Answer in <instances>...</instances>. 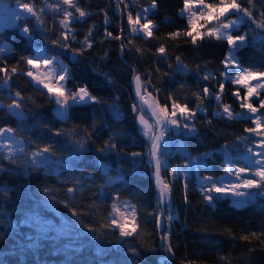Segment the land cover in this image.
Returning <instances> with one entry per match:
<instances>
[{
    "label": "trees",
    "instance_id": "trees-1",
    "mask_svg": "<svg viewBox=\"0 0 264 264\" xmlns=\"http://www.w3.org/2000/svg\"><path fill=\"white\" fill-rule=\"evenodd\" d=\"M2 2L16 4V0ZM74 2L90 13L72 24L76 40L69 37L71 48L80 49V41L91 29L93 46L83 55L73 56L71 50L50 42L59 37L62 12H48L45 0H36L38 8L44 7L43 28L27 17L15 27L0 29V66L26 68L20 57L34 56L44 49L67 65L73 90L87 86L101 100L100 104L72 106L64 124L54 115L58 106L53 98L36 91L26 76H14L9 87L0 88V128L14 129L13 136L23 143L26 153L23 159H0V264H228L221 257H227L231 264H264V236L250 235L264 232V196L238 207L230 198L215 193H210L214 203L209 204L200 190L205 177L217 182L225 176L227 152L233 146H243L244 139L240 138L253 137L245 132V128L254 127L250 120H227L218 114L222 109L213 97L198 101L195 95L202 94L205 86L215 92L223 82L222 103L234 113L246 114L233 95L239 90L244 97L245 92L220 76L225 70L221 61L228 51L226 41L205 36L193 45L191 38L183 35L188 30L187 19L180 14L184 0H156L158 7L148 16L155 30L148 39L130 34L127 12L135 17L150 6L151 0H124L127 8L124 4L118 8L116 0ZM243 2L247 6L246 0ZM25 24L33 31L31 41L21 32ZM121 27L126 45L123 52L121 41L105 38V29L121 35ZM254 28L249 24L240 27L239 32H248L250 46L238 55L243 67L264 70V41L253 39ZM177 30L181 36L169 38L168 34ZM161 44L166 57L156 54ZM137 47L142 55L136 52ZM177 56L188 71L177 70ZM205 73L215 79L203 80ZM134 74H140L142 81L151 80L148 91L160 105L167 104L169 111L172 99L181 105L187 103L190 109L201 103L205 109L197 112L195 133L180 129L166 135V155L162 159L167 169L163 178L170 182L172 194L170 204L165 205L164 232L157 188L147 165L150 142L132 110ZM17 91L24 97L20 101L23 119L12 115L7 107L18 99ZM259 99H264V91ZM251 102L258 106L257 98ZM258 112L264 113V109ZM82 138L85 151H79L76 144ZM110 139L116 149L100 152ZM44 146H51L56 154H44L47 159L40 158L42 164L28 163L27 156ZM134 152L143 155L133 157ZM177 166L180 175L173 178L170 170ZM70 187L76 191L69 193ZM121 203L135 206L137 227L130 237H121L111 224L113 204ZM71 209L80 215L73 216ZM85 225L96 231H89ZM245 235L249 240L242 239ZM164 236L168 240H162ZM168 242L175 256L165 250ZM133 249L138 254L134 255Z\"/></svg>",
    "mask_w": 264,
    "mask_h": 264
},
{
    "label": "snow or ice",
    "instance_id": "snow-or-ice-1",
    "mask_svg": "<svg viewBox=\"0 0 264 264\" xmlns=\"http://www.w3.org/2000/svg\"><path fill=\"white\" fill-rule=\"evenodd\" d=\"M261 4V10L257 11V3ZM247 6L243 0H184V7L181 9V15H187L188 30L183 32V35L191 38V43L193 45L197 44L198 39H203L205 36L208 38H214L218 41H226L228 45V51L224 59L221 61L223 68L225 69L220 73L224 81H230L234 85H242L246 89L244 97L240 96L239 90L235 91L233 95L242 102L240 107L246 109L247 113H234L231 107L227 104L222 103V95L224 92V83L220 82L218 84V90L213 92L208 86H205L201 92L195 93L197 100L200 101L202 98L213 97L218 107L222 109L219 115L224 116L227 120L247 119L250 120L254 127L245 128V132L249 133L251 136L257 138L253 140L254 147H248L247 152L251 155L245 159L250 165H256V167H233L231 163L225 168V174L228 177L234 176L236 182L233 183L231 180L227 182L220 183L213 181L212 177H205V181H208L207 185L201 186V192L204 193L205 200L212 204L214 203V197L210 193H215L216 196H234L238 198H243V200H237V206H241L242 203L249 198H254L256 196H264V113L257 115L259 109H264V99H259L260 92L257 90H264V70L246 68L243 67L238 53L241 52L246 46H250L249 34L248 32H239L241 24L254 25L253 29V39L259 38L264 41V0H246ZM45 4L49 9L53 11L60 12L61 5L66 7L62 11V19L59 21L61 31L59 37L52 39L50 42L64 50H71L73 56L83 55V52L91 49L93 46L92 31L91 29L85 35L83 41H80L82 47L80 49L71 48V43H69V37L74 42L76 40V35L72 29V24L74 22H79L85 17L90 15V13L83 10L78 2L74 0H58L57 5L48 4L45 0ZM117 7L124 4L127 8L128 4L124 0H116ZM17 11L14 13V18L16 20L26 19L30 16L35 19L37 25L41 28L44 27V7H37L36 0H16ZM158 7L156 0H151L149 7L142 8L141 11L137 12L135 17L131 11L127 12V23L129 25V32L131 35H142L144 39L153 37L155 25L151 19L148 18L149 14L153 12L154 9ZM195 8L196 10H193ZM72 9L78 16H74ZM107 17V13H105ZM203 20L205 24H200L199 22ZM143 21V22H142ZM211 28L207 27L208 23H212ZM107 23V18L105 20ZM199 29H204L203 31ZM47 31V30H46ZM22 34L31 41L33 39V31L30 27L25 24L21 28ZM121 35H113V33L105 29V38H111L121 41L120 50L123 52L125 50L123 28L120 29ZM169 38L175 40L181 36V31L177 30L168 34ZM129 44L132 43L131 40L128 41ZM2 50V49H0ZM136 52L143 54L142 50L137 47ZM262 50H264V45H262ZM156 54L161 57H166L167 52L163 44H161L156 49ZM21 61H23L26 68H19L14 66L11 69L7 65L0 66V86L9 87L10 82L14 76L23 75L29 77L37 86H42L47 89V93L53 97V102L58 106L57 115L64 119L68 115V110L73 105L79 104H100L101 100L92 95L87 86L78 87L76 90L69 89L67 84L71 80V74L67 65L59 59L58 55H47L44 49H39L34 56H21ZM169 68L173 65L169 64ZM176 68L179 71H188L187 65L183 63L179 56L176 57ZM197 70H200V66L197 65ZM135 72V69H133ZM160 71L159 68L156 70ZM168 75V73H165ZM203 80L208 81L215 79L211 73H205L203 75ZM133 80L136 83V94L141 101V106L136 104L132 105V110L136 114V118L141 126L142 134L147 137L149 143L148 156L150 157V163H152L154 168V177L156 185L159 189V196L161 200L167 202L170 200L172 189L170 187V182H166L162 176V171L167 169V164L163 155H166L167 142L165 141V136L168 135L173 130L187 129L189 132L195 133L197 129L194 127V121L198 111H204L201 103H197L194 109H190L187 103L181 105L175 99L171 100V111H169V106L160 105L159 101L155 99L152 92L148 91V85L151 84V80L142 81L140 74H135ZM252 81H257L253 84ZM63 82V83H61ZM159 89H157V92ZM256 96L258 99V106H255L251 102V98ZM15 96L18 99L13 100L11 104L7 107L10 113L23 119L24 111L23 105L20 103L24 99L21 92L17 91ZM144 105L147 107L145 108ZM2 107V106H0ZM211 123V121H209ZM14 129L12 128H0V137H4L7 134H14ZM62 133L56 132L55 135H61ZM240 139L247 140L248 137H242ZM85 141L83 138L76 141L79 151H85ZM0 147L5 148L8 151V159L13 160L15 153L12 151L13 144L9 142L8 144L0 145ZM117 145L110 139L106 142L103 148H100V152H106V150L116 149ZM255 149V150H254ZM23 151V149H19ZM44 154H50L54 156L56 153L51 146H44L39 150L32 153L31 162L33 164L42 163L43 159H47ZM142 153L134 152L133 157L141 156ZM207 155V154H206ZM256 159H252V157ZM14 162V161H13ZM190 165H184L188 168ZM171 175L176 178L180 175L179 166L175 169H171ZM225 177H221V181H224ZM187 188V184H185ZM246 190V191H245ZM255 190V191H253ZM75 188H68L69 193L75 192ZM119 200V197H116ZM185 201H187V194H185ZM65 207H69L65 203ZM133 207L131 213V224L132 228L129 230V220L123 213H120L121 219H112L111 224L115 225V228L119 230V235L121 237H130L136 232V213ZM113 210L115 212H120V209L116 204H113ZM73 216L78 217V213L75 209H71ZM173 217L168 216V220L171 221ZM89 231L95 232L96 229L85 225ZM251 237L259 238L264 236V232L256 233L252 232ZM162 240H168L167 236L161 237ZM243 240H249V236L245 235L242 237ZM264 243V241H262ZM169 254L175 256L173 246L170 242L167 243L166 249ZM133 254H138L135 249L132 250ZM222 260L227 261L228 264L231 262L227 257H221ZM167 260V257H165Z\"/></svg>",
    "mask_w": 264,
    "mask_h": 264
},
{
    "label": "rangeland",
    "instance_id": "rangeland-1",
    "mask_svg": "<svg viewBox=\"0 0 264 264\" xmlns=\"http://www.w3.org/2000/svg\"><path fill=\"white\" fill-rule=\"evenodd\" d=\"M57 3H58V0H52V2H50V4H52V5H57ZM64 7H66V6H64V5H61V12L63 11V8ZM46 9H47V11L48 12H53V10L52 9H49L47 6H46ZM193 10H196V9H194L193 8ZM17 11V5L16 4H10V3H5V2H2V3H0V29H5V28H12V27H15V26H17L18 25V23L20 22V20H16L15 18H14V13ZM180 14H181V12H180ZM28 17H30V16H28ZM184 17H186V19H187V15L185 14L184 15ZM27 18V17H26ZM200 24H205V21H203V20H201L200 22H199ZM215 22L213 21L212 23H208L207 24V27L208 28H211L212 26H213V24H214ZM243 24H241V26H242ZM240 26V27H241ZM199 30H201V31H203V29H199ZM29 80H30V83L33 85V87L35 88V90L36 91H38V92H40V93H47V89H44L42 86H37L33 81H31V79L29 78V77H27ZM61 83H63V82H61ZM252 83L253 84H255V83H257V81H252ZM238 87H240L242 90L241 91H244L245 93H246V89L242 86V85H237ZM2 86H0V88H1ZM67 87L69 88V89H72L73 90V88L70 86V84H69V82H68V84H67ZM258 92H262V91H264V90H260V89H258L257 90ZM135 92H136V83H135ZM50 95V94H49ZM137 95V94H136ZM51 96V95H50ZM52 97V96H51ZM242 97V96H241ZM53 98V97H52ZM137 98H138V103H139V106H141V101H140V99H139V97L137 96ZM253 98H257L255 95L251 98V101H252V99ZM259 98H260V96H259ZM242 101L240 100V103H241ZM90 104V103H89ZM79 105H86V104H79ZM73 106H75V105H73ZM144 107L146 108L147 106L146 105H144ZM243 110H245V112L247 113V110L246 109H243ZM257 115H260L259 114V112L257 113ZM17 117V116H16ZM24 117V116H23ZM19 118V117H18ZM255 139H257V138H255V137H252V138H250V139H247V140H244L243 142V146L242 147H237V146H233V148L231 149V150H229V152H227L228 153V156H227V162H226V167L228 166V164L229 163H231L232 165H233V167L235 168V167H241V168H244V167H251V168H254V167H256V165H250L248 162H247V160L245 159L246 157H248V156H250L251 154L250 153H248L247 152V148L248 147H254V144H253V140H255ZM165 141H166V136H165ZM9 142H11L12 144H13V149H12V151L15 153V155H14V157H13V159L14 158H16V157H21L22 158V156H24L26 153H25V150H24V145H23V143L20 141V140H18V139H16L14 136H13V134L12 133H10V134H7V135H5L4 137H0V145H3V144H8ZM23 149V151L21 152V151H19V149ZM255 150V149H254ZM28 155V154H27ZM28 157V160H29V162L28 163H30L31 165L33 164L32 162H31V156L30 155H28L27 156ZM1 158H3V159H7V160H9L8 159V151L5 149V148H3V147H0V159ZM23 159V158H22ZM252 159H256V157H252ZM43 163V162H42ZM42 163H38V164H42ZM153 166V165H152ZM154 169V168H153ZM161 176H162V178H163V171H162V173H161ZM225 180L224 181H221V178H219L218 180H217V183H218V185L220 184V183H224V182H227L228 180H231L233 183H235L236 182V180H235V177L234 176H231V177H228V176H226V174H225ZM164 179V178H163ZM165 180V179H164ZM166 181V180H165ZM207 183H208V181H203L202 182V185H207ZM246 191V190H245ZM253 191H255V190H253ZM223 197H228V198H230L234 203H236V201L237 200H243V198H238V197H234V196H231V195H228V196H223ZM260 197H263V196H256V197H254V198H249L248 200H246V201H244L243 203H242V205L241 206H244V205H246V204H248L249 202H253V201H256L258 198H260ZM163 201V200H162ZM170 202H171V197H170V200L169 201H167V202H165V201H163V203L165 204V205H168V204H170ZM117 207L120 209V212H115L114 211V214H113V216H112V219L115 217L116 219H121V215H120V213H123L124 215H125V217H127V219L129 220V225H128V227H129V230H131V228H132V224H131V213H132V211H133V207L131 206V205H129V204H125V203H121V204H118L117 205Z\"/></svg>",
    "mask_w": 264,
    "mask_h": 264
},
{
    "label": "water",
    "instance_id": "water-1",
    "mask_svg": "<svg viewBox=\"0 0 264 264\" xmlns=\"http://www.w3.org/2000/svg\"><path fill=\"white\" fill-rule=\"evenodd\" d=\"M135 75V74H134ZM132 85H133V90H134V96H135V104L139 106V103H138V98H137V95H136V92H135V81L133 80L132 81ZM69 111L70 109L68 110V115L66 118L64 119H61L58 115H57V108L54 110V115L57 117L58 120H60L62 123H67L68 121V117H69ZM149 149V148H148ZM147 165L148 167L150 168L151 170V177L152 179L154 180L155 182V185H156V181H155V177H154V169H153V166H152V163H150V157L148 156L147 154ZM156 188H157V199L159 201V204H160V207L162 209V215H161V232H164L165 230V217H166V212H167V207L165 206V204L163 203V201L161 200L160 196H159V189L156 185ZM164 242L162 241V246H163ZM168 257V261H170V256L167 255Z\"/></svg>",
    "mask_w": 264,
    "mask_h": 264
}]
</instances>
